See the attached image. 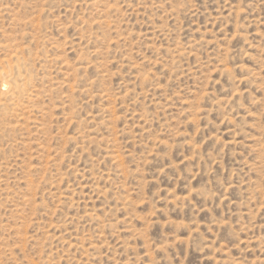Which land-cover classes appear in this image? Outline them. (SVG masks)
<instances>
[{
    "label": "rangeland",
    "instance_id": "rangeland-1",
    "mask_svg": "<svg viewBox=\"0 0 264 264\" xmlns=\"http://www.w3.org/2000/svg\"><path fill=\"white\" fill-rule=\"evenodd\" d=\"M0 264H264V0H0Z\"/></svg>",
    "mask_w": 264,
    "mask_h": 264
}]
</instances>
